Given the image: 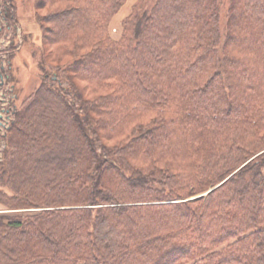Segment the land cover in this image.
I'll return each mask as SVG.
<instances>
[{
    "label": "trees",
    "instance_id": "obj_1",
    "mask_svg": "<svg viewBox=\"0 0 264 264\" xmlns=\"http://www.w3.org/2000/svg\"><path fill=\"white\" fill-rule=\"evenodd\" d=\"M125 1L34 2L0 264H264V0Z\"/></svg>",
    "mask_w": 264,
    "mask_h": 264
},
{
    "label": "rangeland",
    "instance_id": "obj_2",
    "mask_svg": "<svg viewBox=\"0 0 264 264\" xmlns=\"http://www.w3.org/2000/svg\"><path fill=\"white\" fill-rule=\"evenodd\" d=\"M6 1L14 4L16 26L0 28V71L3 78V84L0 85V112L6 113L10 119H13V113L21 101L32 94L39 85L40 74L37 65L40 59L41 33L36 24V16L44 12L36 10L35 0ZM137 1L126 0L113 17L109 26L111 37L117 39L120 36L121 22L129 15ZM2 6L3 0H0V10ZM2 23L0 21V24ZM2 137L0 135V162L3 159Z\"/></svg>",
    "mask_w": 264,
    "mask_h": 264
},
{
    "label": "built area",
    "instance_id": "obj_3",
    "mask_svg": "<svg viewBox=\"0 0 264 264\" xmlns=\"http://www.w3.org/2000/svg\"><path fill=\"white\" fill-rule=\"evenodd\" d=\"M3 27L5 29L6 25L4 23L0 24V28ZM1 32V29H0ZM0 77V85L2 86L3 84V78ZM2 80V82H1ZM10 121V117L5 113H3L2 111L0 112V135L3 136L4 135V131L8 126V123Z\"/></svg>",
    "mask_w": 264,
    "mask_h": 264
}]
</instances>
